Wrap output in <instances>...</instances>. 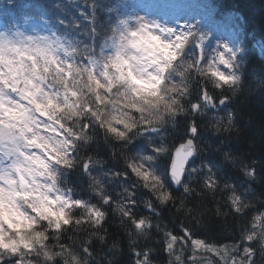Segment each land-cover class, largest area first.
Instances as JSON below:
<instances>
[{"label":"snow or ice","instance_id":"snow-or-ice-1","mask_svg":"<svg viewBox=\"0 0 264 264\" xmlns=\"http://www.w3.org/2000/svg\"><path fill=\"white\" fill-rule=\"evenodd\" d=\"M179 6L55 0L60 31L43 2L0 3V264H120L118 242L107 246L109 209L126 226L131 264H153L154 249L134 239L153 223L137 211L143 203L160 213L141 190L194 225L163 232L167 264H264V190L253 187L264 184V159L233 154L246 65L227 46L212 55L193 25L159 14ZM225 166L243 180L229 182ZM218 191L228 211L217 204L215 215L233 217L231 244L210 240L212 226L201 224L203 198ZM190 199L198 202L188 207Z\"/></svg>","mask_w":264,"mask_h":264},{"label":"trees","instance_id":"trees-1","mask_svg":"<svg viewBox=\"0 0 264 264\" xmlns=\"http://www.w3.org/2000/svg\"><path fill=\"white\" fill-rule=\"evenodd\" d=\"M33 3H45L42 11L46 12L53 18V24L56 28L63 31L62 26L55 23V16L60 15L57 10L51 8V4L55 0H32ZM61 3L66 0H60ZM138 3H156L169 2L179 4L180 6L175 10H169L167 14L161 10L159 14L163 16L164 20H173L175 23L191 24L196 30L206 37L205 45L212 51L214 55L216 49H223L225 46L234 49L239 58L244 61L246 66L241 67L240 71L243 73L242 81L239 90L236 93L234 109L237 114L239 140L233 136V144L236 151L233 153L241 157L245 163H250L253 159L260 161L264 159V85L260 81L264 80V71H259L264 65V0H135ZM0 3H7V0H0ZM144 11H151L157 14L156 9H142ZM72 10L70 9V12ZM67 18V17H65ZM212 89V85H208ZM219 90H217L218 92ZM230 94V93H229ZM209 117L213 113L208 114ZM216 115L223 116L224 112L216 113ZM201 123L207 124L205 119ZM218 137L212 131L204 133V141L215 144ZM179 136L169 139V144L180 143ZM199 147L207 152L204 144ZM119 151V149H116ZM107 159V156L104 157ZM219 160V157H216ZM197 164L199 159H197ZM112 162H109L111 166ZM120 165L123 160L119 161ZM224 173L230 178L229 182H237L243 180L242 174L232 167L225 166ZM196 186L195 184L193 185ZM257 193L264 190V184H253ZM108 191L113 195L122 191L118 186L108 185ZM79 192V189H76ZM182 189L175 190L174 195L180 196ZM141 200H151L153 205L157 207L160 215H151L143 203H140L137 215L147 216L153 223V228L149 231L147 237H134L140 247L147 245L154 249L152 260L153 264H167L168 257L161 249L163 247L162 236L164 231H174L179 234L182 225L187 227H194L190 218L183 212L177 211L172 204L160 205L155 197L147 190H141L138 193ZM226 193L218 191L215 195V200L211 194L203 198L201 211L205 213L202 225H211L212 230L208 232V238L218 244H231L232 241V226L233 217L215 215L217 204L221 206L222 212H227L228 208L224 197ZM96 201L94 200L93 203ZM198 199H190L188 207H192L197 203ZM179 201H177V204ZM159 224L160 232H157L155 225ZM108 229V245L110 246L115 239L118 242L120 251L117 253L116 259L120 260V264H131L134 259L129 251V238L125 234L124 227L120 225V218L118 212L108 210V221L104 225ZM69 235H72L69 233ZM84 238L83 234L73 237L79 242V239ZM68 241L65 240V243ZM107 246L100 245L97 242V250L101 256L107 251Z\"/></svg>","mask_w":264,"mask_h":264},{"label":"rangeland","instance_id":"rangeland-1","mask_svg":"<svg viewBox=\"0 0 264 264\" xmlns=\"http://www.w3.org/2000/svg\"><path fill=\"white\" fill-rule=\"evenodd\" d=\"M136 3H138V2H136ZM144 10H141V12H140V14H144ZM152 14H154V13H152ZM153 16H155V15H153Z\"/></svg>","mask_w":264,"mask_h":264},{"label":"water","instance_id":"water-1","mask_svg":"<svg viewBox=\"0 0 264 264\" xmlns=\"http://www.w3.org/2000/svg\"><path fill=\"white\" fill-rule=\"evenodd\" d=\"M179 190V189H178Z\"/></svg>","mask_w":264,"mask_h":264}]
</instances>
